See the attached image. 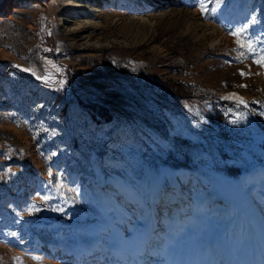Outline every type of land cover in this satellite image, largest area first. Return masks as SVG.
<instances>
[{
  "label": "rangeland",
  "instance_id": "rangeland-1",
  "mask_svg": "<svg viewBox=\"0 0 264 264\" xmlns=\"http://www.w3.org/2000/svg\"><path fill=\"white\" fill-rule=\"evenodd\" d=\"M80 1L0 0V264H264V0Z\"/></svg>",
  "mask_w": 264,
  "mask_h": 264
},
{
  "label": "bare ground",
  "instance_id": "bare-ground-1",
  "mask_svg": "<svg viewBox=\"0 0 264 264\" xmlns=\"http://www.w3.org/2000/svg\"><path fill=\"white\" fill-rule=\"evenodd\" d=\"M87 1H92L93 3H91L88 8L89 9H92V12H98L101 8V6L105 5V3L107 2H110L111 4H116L115 2H113V0H84V1H80L79 4H84L85 2ZM70 4H76V3H70ZM138 4L139 6L141 7V10L143 12H147L149 13L150 15L153 14V12H155L157 9L159 11H162L163 14L161 15V17H164L166 15H169L172 17V15L174 14H179L180 12H183V11H180L178 9L177 6H178V2H175L173 0H150L149 2H144L143 0H138ZM163 4V5H162ZM155 10V11H154ZM158 11V12H159ZM179 12V13H178ZM152 13V14H151ZM185 13V11H184ZM190 18H193L195 19L196 21L198 22H201L202 23V19H201V15L199 14L200 12L198 11H194V12H186ZM184 16V15H183ZM188 16V17H189ZM154 17V16H153ZM165 18V17H164ZM185 18V17H184ZM187 18V17H186ZM185 18V19H186ZM163 19V18H162ZM140 20L145 23V22H150L151 20L148 18V19H145L142 17H140ZM188 20V19H187ZM66 20L63 18L61 20V22H65ZM84 22V21H83ZM86 25L89 24V25H94L93 23H85ZM85 24H80L79 28H74L72 29L73 31H79L80 29H83L84 26H86ZM97 25V24H96ZM82 27V28H81ZM87 27V26H86ZM207 31H210L212 33H216V30L212 27H209L207 26ZM211 34V33H210ZM83 35V47L84 48H90V47H93V48H100L101 45L100 43H96L92 45V43L90 42V37L89 35L87 34V32H83L82 33ZM163 173H167V170L166 169H162L159 173L156 174V178H155V184L158 185V187L161 186L162 182H163V178H162V174ZM264 178V177H263ZM116 181L119 183V184H122V185H125V183L120 179V178H117ZM180 185L177 184V188L179 187ZM228 186L229 188H231L233 190V192H236L235 194L237 196H239V202L242 201V199L244 198V191L242 189V184H240L239 182H235V181H231L228 183ZM174 192V191H173ZM185 199V198H184ZM172 200V199H171ZM172 202V201H171ZM178 204H181L180 202H178ZM262 208H263V214H264V203H262ZM171 205H173V203H171ZM252 205V204H251ZM220 209V207H219ZM218 209V211H219ZM254 210V209H253ZM251 209V212L253 213V211ZM217 211V212H218ZM221 212V211H220ZM181 214V211L178 209L177 211H175V216L177 215H180ZM103 217H100V219H102ZM258 219L260 220V217H258ZM100 224H95V226H99ZM259 226V231L260 233L258 234L259 235V240H260V243L264 249V223H260ZM134 235V238H135V241L137 243V248L140 249L141 251H144V250H148L151 252V256L149 259H151V263L152 264H186L185 260H184V257L187 256V252L185 251V256L184 257H181V255L179 254V251H177L175 248H173L172 250H159V248H151V245H150V235H146L144 233H141V234H133ZM112 245L114 248H118V242H117V239L115 237V239H113V242H112ZM128 245V244H127ZM136 245V244H135ZM149 246V247H148ZM134 247V246H133ZM92 251L90 253H87L86 255H84L83 257V260L88 264H91L92 261H95L97 260V258L99 257H103L102 256V252L97 250L96 248L92 247ZM125 248V247H124ZM147 248V249H146ZM130 249H131V246H130ZM137 249V250H138ZM132 250V249H131ZM126 251V250H125ZM262 251V250H261ZM77 252V251H75ZM127 252V251H126ZM125 253V252H124ZM122 254V253H121ZM263 255V254H262ZM82 258V257H81ZM79 260V259H78ZM143 263V261H142ZM80 264V263H79ZM82 264V263H81Z\"/></svg>",
  "mask_w": 264,
  "mask_h": 264
},
{
  "label": "trees",
  "instance_id": "trees-1",
  "mask_svg": "<svg viewBox=\"0 0 264 264\" xmlns=\"http://www.w3.org/2000/svg\"><path fill=\"white\" fill-rule=\"evenodd\" d=\"M175 88L177 89L176 92L178 94L186 93V88L184 86L176 85V84H172V83L168 84L167 89L169 91H173V89H175ZM84 107L86 108V110L92 115V117L96 121L105 120L106 122H109L112 119V114L104 106H101L98 104H86Z\"/></svg>",
  "mask_w": 264,
  "mask_h": 264
},
{
  "label": "snow or ice",
  "instance_id": "snow-or-ice-1",
  "mask_svg": "<svg viewBox=\"0 0 264 264\" xmlns=\"http://www.w3.org/2000/svg\"><path fill=\"white\" fill-rule=\"evenodd\" d=\"M219 2H221V0H217V3H219ZM205 8H206V5L202 4L201 5V12L202 13H205ZM212 11H215V9H213ZM246 31H247V29L242 26L241 28L234 30L230 34L235 36V37H237V44L240 47H245L246 46L250 52L255 53V49L252 47L251 42L248 41L246 36L244 35L246 33ZM241 41H243V43H241ZM255 62L264 65V54H261L259 59L256 60ZM17 67H19V66H17ZM23 70L24 71H28V69H23ZM241 75H244V73H241ZM240 103H244V101L241 100Z\"/></svg>",
  "mask_w": 264,
  "mask_h": 264
}]
</instances>
